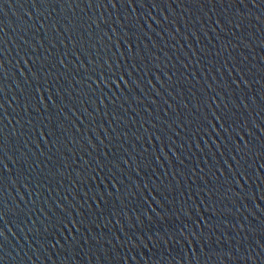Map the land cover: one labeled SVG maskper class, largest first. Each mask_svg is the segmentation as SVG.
Wrapping results in <instances>:
<instances>
[{
  "label": "water",
  "instance_id": "obj_1",
  "mask_svg": "<svg viewBox=\"0 0 264 264\" xmlns=\"http://www.w3.org/2000/svg\"><path fill=\"white\" fill-rule=\"evenodd\" d=\"M151 3L140 7L122 0L115 9L0 3V127L8 141L3 195L11 208L24 210L5 218L8 241L0 264H264L259 227L247 231L264 219V211H257V205L264 209V159L256 151L262 142L254 139L253 152L235 151L248 141L239 125L264 122L251 100L254 94L264 105V6L259 0L255 6L252 0ZM228 18L244 26L237 31ZM241 76L246 83L259 82L245 88ZM225 111L235 112L237 128L217 119ZM245 156L248 175L244 161L236 166L233 160ZM118 162L120 168L113 169ZM144 183H155L173 202L166 213L172 222L187 223V233L209 225L204 231H211V242L153 247L155 228L152 241H137L139 232L131 227L136 215L161 211L152 199L161 195L144 190L147 202L137 208L116 189ZM249 192L257 194L255 201L246 198ZM69 203L76 205L72 215L79 233L61 229L57 235L50 228L46 237L41 211L46 216L49 208L58 212L57 205ZM181 208L197 211L189 212V220ZM63 237H69L67 249L51 247L56 240L63 245ZM247 256L253 258L242 259Z\"/></svg>",
  "mask_w": 264,
  "mask_h": 264
},
{
  "label": "snow or ice",
  "instance_id": "obj_2",
  "mask_svg": "<svg viewBox=\"0 0 264 264\" xmlns=\"http://www.w3.org/2000/svg\"><path fill=\"white\" fill-rule=\"evenodd\" d=\"M121 2H122V0H38V2H37V0H35V3H37L43 7L45 5H48V4H52V5L64 4V5H67L69 7V9H71L73 6L79 7V5L81 3L85 4L87 9H93L94 7L96 9H99V8L107 9L109 7L112 9H115V8H117V5L120 4ZM127 2H129V3L134 2V3H137L140 7H143L145 0H127ZM191 2L192 3H199V2H201V0H191ZM208 2H211V0H208ZM217 2L218 3H224V0H217ZM256 2H257V0H252L253 6H255ZM0 3H3V0H0ZM240 3L243 4L244 0H240ZM259 3L261 4V6H264V0H259ZM151 6L152 7L156 6V0H152ZM229 6H231V5H229ZM238 15H239V13H237V16ZM89 19H91V18L89 17ZM165 19H167V17H165ZM227 22H228V24H232L233 27L237 31L241 27L244 26L242 21L236 20L235 18H233V19L228 18ZM70 23H71V21H70ZM93 23H96V21H93ZM219 23H221V21ZM219 23H217V24H219ZM97 27H99L98 23H97ZM149 27H151V26L149 25ZM0 31H2V30H0ZM193 35H195V33H193ZM109 39H111V37H109ZM229 43H231V41H229ZM4 44H5L4 38H3V36H0V110L4 109V107H5V105L3 103V96H4V87H3L4 59L2 58L3 52H4V48H3ZM246 47H247V45H246ZM58 63H59L61 68L65 65V62L63 59H60L58 61ZM109 67L111 68L112 66L109 65ZM239 71H242V70L239 69L238 72ZM118 79H122V78L118 77ZM167 79L171 80L172 77L167 76ZM241 79L244 81V87L245 88L248 87V83H253V82L258 83L259 82V81L249 80L246 83L245 82L246 78L244 76H241ZM261 79H264V76H261ZM133 82H135V81H133ZM237 87L238 88L240 87L239 84H237ZM261 93H264V87L261 88ZM260 99L264 100V94L260 95ZM251 100H252L253 109L256 110V115L264 114V105L257 104V100H256V97L254 94L252 95ZM185 107H187V106H185ZM216 107L219 108L220 105H216ZM249 107L250 106L248 104H246V103L244 104V108L246 110H248ZM224 108L227 109L228 105L225 104ZM0 116H2V112H0ZM217 119L218 120H225L226 123L228 121H231V123L235 124L236 128H237V119L238 118L236 117L235 112H233V111H225ZM17 123H19V121H17ZM220 126L222 128L224 127L223 125H220ZM238 129H239V132H244L247 134L248 141H247V143H243V147H241L239 144H237L235 146V151L239 153V152L243 151L244 149H247L248 152H253V150L256 148V146L254 144V139H258L262 143H260L259 148L256 149V151L258 152L257 158L258 159H264V122H258L255 119H253V122L249 126L247 121L245 120V122L243 124L239 125ZM227 130L235 132L236 136H238L240 140L245 141V137L240 136L239 132H236V129L229 128ZM257 132L259 133V135L256 134ZM43 135L44 134H41V136H43ZM7 143H8V141L4 135V129L2 127H0V251H2L4 245L8 241V236L6 235L5 229L2 226V225H7L9 222L5 218L8 217L10 214L12 216H17V217L21 214H24V210L20 209L19 205H17L15 208H11L8 205L6 199L4 198V195H3V193L5 191L3 173H4V171H6V167L3 164V160L7 155V153L5 152V148L7 147ZM249 145H252V147L250 148ZM233 160L235 161L236 166L241 165V161H244V167L246 170L243 172V174L248 175V170L250 169V166L247 164L246 156L240 157L239 159H237L236 157H233ZM123 163L125 165H129V161H127V160H124ZM253 163H255V161H253ZM97 166L99 167V164ZM261 167H264V165H261ZM114 168L115 169L120 168V163L118 162L117 164H114L113 169ZM113 169H110L109 173H112ZM136 175L139 177L138 173ZM221 175H223V173H221ZM235 175L236 176L241 175V172L237 171L235 173ZM111 178H115V175H112ZM117 182L122 184V185L124 184L123 180H118ZM112 186L115 187V185H112ZM236 186L239 187L241 190H243V188L240 186L239 182L236 183ZM257 187H259V185H257ZM144 190H148V195H150V196H152L151 193L153 191L157 192L158 195H161L160 200H157L155 196H152V199L160 207L161 211H156V209L153 208L151 213H148L145 210L143 212V215H140V214L136 215L135 223L132 224L131 227L133 229H137L139 232V235H137L135 238L137 241H140L141 243H143L145 240V236H147V240L152 241L153 235H149V233H152L153 229L155 228L156 229V231H155L156 242L153 243V247L166 246L169 244V241H175V243H179L180 240L187 241V243L189 245H192L193 242H199L201 245L209 244L211 242V239H212L211 231H209L208 233H205V231H204V229L209 230V225L204 224L202 228L197 226L199 228V232H197L194 229L192 232L187 233L186 232V229L188 227L187 223L181 222V223L177 224V223L171 221V216L169 215V213H166V210L169 209V207L172 205L173 202L168 200L167 197L163 196V194L160 192L159 186L156 185L155 183H144L142 186L135 184L134 190L131 188V186H127V185L123 188V190L121 188L116 189V191L118 193H121L123 195L124 200L129 199V198L134 200L135 201L134 207H137V208L142 207V205L140 203L141 201L147 202V199H145ZM109 195H111V194L109 193ZM256 195L257 194L255 192H249L247 194L246 198L255 201ZM102 198H103L102 196H97V199H102ZM260 199L264 200V191H261ZM184 203L187 204V201H185ZM75 206L76 205L74 203H69V206L64 207V208H61L59 205H57V208L59 209V211L54 212L52 209L49 208L47 210L46 216L44 215L45 210L43 209L41 211V215L44 216L45 219L40 221V223L44 225L42 233H44L47 237V234L49 233L50 228L57 235L61 234L60 233L61 229H65L69 232H71V231H73V229H75V231L77 233H79L80 230L78 228H75V222H79V221L74 222L73 215H72V212H73ZM149 207H151V205H149ZM65 209H67V211ZM193 211L196 212L197 210L196 209L185 210L184 208L180 209V212L182 213V215L188 217L189 220H191V216L189 215V212H193ZM257 211H264V209H260L259 205H257ZM49 213H52V214H49ZM115 214L116 213H113V215H115ZM171 215L175 216L176 214L171 213ZM26 217H27V219H31L30 216H26ZM128 219H131V217H128ZM196 219L201 220V217L199 216L198 213L196 215ZM177 220H179V217H177ZM117 223H119V221ZM193 223H195V222H193ZM32 224L35 226L37 224V221L32 220ZM69 224L73 225L72 229L68 228ZM256 227H259L260 235H261V239H260V242L257 245V247H261L262 249H264V219L259 220L258 226H250L247 231L253 232ZM8 231L10 232L11 229H8ZM21 231H23V229H21ZM29 231H33V229L30 228ZM35 232L37 234H39V233H41V229L37 227V228H35ZM185 233H187V235H185ZM177 234L179 236V239H177ZM13 235H15V234H13ZM63 239H64L63 245H61L59 240H56L51 244V247L57 248V246H59L61 248L67 249L69 247V244H68L69 237H63ZM71 241H72L73 247L76 248L77 246H79V244L77 243V237H75V236L71 237ZM92 241H94L97 245L100 244V241L97 240L96 237H93ZM84 243L88 244V240H84ZM138 246H140V245L136 244V243L133 244V247H138ZM41 247H43V246H41ZM249 247H250V245H249ZM201 251H203V248H201ZM106 254L111 255V253H107V252H106ZM257 255H259V253H257ZM228 258L232 259L231 253H228ZM252 258H253V256H247V257H243L242 259L249 261ZM118 264H120V262H118Z\"/></svg>",
  "mask_w": 264,
  "mask_h": 264
}]
</instances>
